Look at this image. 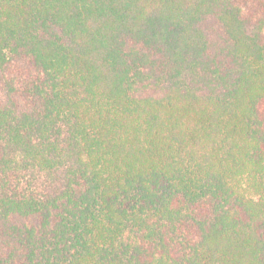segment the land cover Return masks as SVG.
<instances>
[{"label": "trees", "instance_id": "1", "mask_svg": "<svg viewBox=\"0 0 264 264\" xmlns=\"http://www.w3.org/2000/svg\"><path fill=\"white\" fill-rule=\"evenodd\" d=\"M0 264H264V0H0Z\"/></svg>", "mask_w": 264, "mask_h": 264}]
</instances>
